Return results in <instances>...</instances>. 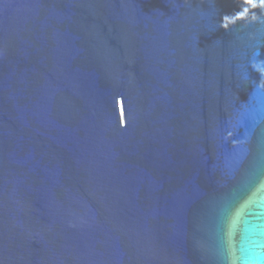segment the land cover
Returning a JSON list of instances; mask_svg holds the SVG:
<instances>
[{
	"label": "water",
	"instance_id": "water-1",
	"mask_svg": "<svg viewBox=\"0 0 264 264\" xmlns=\"http://www.w3.org/2000/svg\"><path fill=\"white\" fill-rule=\"evenodd\" d=\"M0 264H264V0H0Z\"/></svg>",
	"mask_w": 264,
	"mask_h": 264
}]
</instances>
